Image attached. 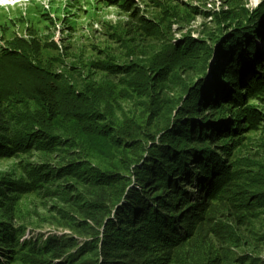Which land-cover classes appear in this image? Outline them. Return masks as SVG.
Segmentation results:
<instances>
[{
    "label": "rangeland",
    "instance_id": "rangeland-1",
    "mask_svg": "<svg viewBox=\"0 0 264 264\" xmlns=\"http://www.w3.org/2000/svg\"><path fill=\"white\" fill-rule=\"evenodd\" d=\"M261 5L263 8L264 0H22L0 6V52L16 46L18 40L28 44L22 53L35 55L36 63L58 75L56 85L82 92V105L93 102L103 110L104 119L94 121V126L107 122L106 131L116 130L131 140L154 131L184 94V87L200 80L203 102L213 107L211 111L203 107L202 111L204 115L213 113L211 125L218 128L213 137L221 143L216 148L209 146L216 155L211 161L221 169L224 164L227 167L222 178L229 180L228 187L240 196L260 200L258 205L263 207L250 223L257 233H264V14L257 27L253 24L243 29L234 39L226 37L209 59L194 45L195 41L213 44L218 32L234 29L230 16L243 11L249 14ZM37 6L45 13L37 11ZM24 75L25 71H20L3 78L16 82ZM64 99L69 101L67 96ZM24 104L27 111L33 108L30 97ZM145 139L141 136L138 149ZM204 146L207 148V143ZM3 148L0 179L19 178L24 160L38 159L36 152L25 155L19 148L9 147V152L1 151ZM137 148H114L104 143L97 149L89 146L87 162L116 176V193L124 186L118 174L131 178L129 187L134 186L135 177L127 172L125 163ZM27 188L22 185L16 189L14 200L11 222L27 226L19 242L38 235L44 240L51 233L73 232L59 225L63 221L50 210L56 199ZM212 195L209 198L214 200ZM245 236L238 243L234 240L231 250L224 252L214 243H206L201 247L205 248L204 257L192 255L182 264H242L237 256L245 252L264 259V240L256 239L254 233L246 232ZM156 244L152 242L151 248ZM206 258V263L200 261ZM5 264L26 263L12 260Z\"/></svg>",
    "mask_w": 264,
    "mask_h": 264
},
{
    "label": "trees",
    "instance_id": "trees-1",
    "mask_svg": "<svg viewBox=\"0 0 264 264\" xmlns=\"http://www.w3.org/2000/svg\"><path fill=\"white\" fill-rule=\"evenodd\" d=\"M263 14L264 5L249 14H234L229 17L234 29L216 47L196 41L194 45L209 59L226 37L237 38L236 33L257 24ZM16 44L0 52V147L3 152H9V147L19 148L25 155L36 152L38 159L24 160L19 178L0 179V264L12 260L26 264H182L192 255L204 257L201 247L206 243H214L224 252L231 250L234 240L238 243L245 238L246 232L264 240V233H257L250 223L263 207L258 205L260 200L240 196L228 187L229 180L222 178L227 167L224 164L221 169L211 161L216 155L210 147L221 143L213 137L218 131L211 125L213 113L203 114V107L207 111L213 107L203 102L200 80L184 87V94L171 108L179 104L175 115L168 111L154 131L131 140L116 130L106 131L107 122L94 126V121L104 119L103 110L93 102L82 105V92L56 85L58 75L36 63L35 55L22 53L28 44L21 40ZM20 71H25L21 81L3 78ZM65 96L68 102H64ZM28 97L33 100L30 111L24 104ZM141 136L146 139L138 149ZM75 137L80 140L76 142ZM148 140L150 145L145 147ZM103 143L140 151H134L125 163L127 172L135 177L133 187H129L131 178L118 174L124 186H117L115 193L116 176L87 162L89 146L97 149ZM22 185L56 199L50 210L63 221L59 225L73 232L19 242L27 226H14L11 221L16 189ZM211 194L214 200L209 198ZM152 242L157 243L154 248ZM237 259L242 264H264V259L246 252ZM200 261L206 263L208 258Z\"/></svg>",
    "mask_w": 264,
    "mask_h": 264
},
{
    "label": "clouds",
    "instance_id": "clouds-1",
    "mask_svg": "<svg viewBox=\"0 0 264 264\" xmlns=\"http://www.w3.org/2000/svg\"><path fill=\"white\" fill-rule=\"evenodd\" d=\"M20 1H22V0H0V6L8 5V4L13 5V4L18 3Z\"/></svg>",
    "mask_w": 264,
    "mask_h": 264
},
{
    "label": "water",
    "instance_id": "water-1",
    "mask_svg": "<svg viewBox=\"0 0 264 264\" xmlns=\"http://www.w3.org/2000/svg\"><path fill=\"white\" fill-rule=\"evenodd\" d=\"M218 41H215L214 43H213V47H216V45L218 44V42L220 41V39H222V36L224 37L225 35H226V33L225 32H223V31H220V32H218ZM216 35V36H217ZM215 45V46H214Z\"/></svg>",
    "mask_w": 264,
    "mask_h": 264
},
{
    "label": "bare ground",
    "instance_id": "bare-ground-1",
    "mask_svg": "<svg viewBox=\"0 0 264 264\" xmlns=\"http://www.w3.org/2000/svg\"><path fill=\"white\" fill-rule=\"evenodd\" d=\"M40 10H41V7L38 6V7H37V11H40ZM40 13H45V11H41Z\"/></svg>",
    "mask_w": 264,
    "mask_h": 264
}]
</instances>
